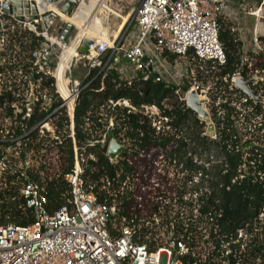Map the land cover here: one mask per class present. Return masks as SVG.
<instances>
[{"label": "built area", "instance_id": "obj_1", "mask_svg": "<svg viewBox=\"0 0 264 264\" xmlns=\"http://www.w3.org/2000/svg\"><path fill=\"white\" fill-rule=\"evenodd\" d=\"M11 1L0 0V47L7 40L4 32L8 30L10 22L43 40L33 54V66L37 74L55 81V93L60 101L55 112L65 110L68 113L69 138L74 144L76 103L82 89L95 78L85 84L84 81L95 70L99 75L110 70L118 72L113 68V61L117 62L118 58L125 61L120 73L128 72L131 68L127 80L119 75L120 80L128 86L139 78L148 82L153 77L154 82L173 88L175 100L188 110V98L192 93L196 94L201 108L208 115L209 123L200 120L206 128L212 126L211 129L216 130L212 118L214 110L217 117H221L224 115V105L237 108L231 97L243 96L240 107L251 100L236 88L237 81L247 82L255 96L264 99V0H88L93 4L92 11L104 3L109 7L108 11L97 12V15L104 14L107 25H110L111 17H116L121 23L113 34H102L99 38L85 37L91 42L86 54L80 52L82 38L76 50L77 56L71 59L64 73L67 95L58 87V68L64 46L70 44L79 30L72 25L74 30L64 41L63 32L71 24L65 22L49 5L41 8L48 0H35L38 3L37 13L30 11L26 14L24 11L21 16L14 14ZM82 1H78L74 12ZM222 23L228 26L241 44L238 66L232 76L219 75L227 64L226 52L219 39ZM5 25L7 29H4ZM189 52L193 53L192 58H189ZM77 66L82 67L83 73L72 75ZM254 80L256 83H253ZM38 88L39 81L29 84L33 104L37 101ZM44 99L47 97L44 96ZM109 105L112 108H126L128 113L144 114L151 120L157 133L160 132L157 123L162 113L160 108L154 105L137 108L125 99L109 100ZM255 105L264 109V100ZM22 109H17L18 114L22 113L28 118L30 105L26 104ZM244 109L252 111L251 108ZM164 120L167 122V119ZM43 127L50 131L47 123ZM113 127L114 121L110 119L107 130ZM213 136L209 137L217 138ZM113 141L116 140L105 134L100 140L87 141L86 147L100 145L108 157V149ZM170 151L149 148L136 157L128 158L133 174L127 177L123 188L127 187L133 192L130 197L132 206L128 218L124 219L125 224L118 228L115 216H118L119 210L106 201L100 203L94 187L86 186L83 180L85 164L95 161L96 156L88 154L84 157L85 148L74 146V168L64 177L71 188L68 205L50 213L41 188L27 181L21 195L26 200V207L33 211L35 221L30 226H0V264H185L183 258L190 255L193 248L183 238L176 236L173 227L167 229L162 226L166 213L162 206L171 205V215L174 216L180 210V202L195 205L197 196L194 195L192 181L179 183L178 180H160L167 169L164 164L160 165V160L166 159V153ZM119 158L109 160L115 163ZM5 160H0V173L6 168ZM189 185H192L191 189ZM180 211L182 214L188 213L187 208ZM196 215L197 211L194 210L192 217L195 219ZM259 220L264 222V214L260 215ZM110 224L119 234H111ZM257 231L254 230V233ZM165 235L168 236L166 242L160 245V237L164 238ZM253 236L247 229H240L230 238H221L222 258H240L249 249ZM204 240L208 241V237ZM154 243L155 247H152ZM206 247L204 256L196 257L193 254L197 261L191 264H206L209 256L213 257L215 243L210 241ZM211 262L216 263L212 258ZM261 263L262 260L257 258L256 264ZM221 264H229V261H222ZM236 264L241 263L238 261Z\"/></svg>", "mask_w": 264, "mask_h": 264}, {"label": "trees", "instance_id": "obj_2", "mask_svg": "<svg viewBox=\"0 0 264 264\" xmlns=\"http://www.w3.org/2000/svg\"><path fill=\"white\" fill-rule=\"evenodd\" d=\"M1 33L0 26V38ZM4 33L7 40L0 47V160L6 159V168L0 173V226H30L34 223L33 211L26 207V200L21 195L27 181L41 188L50 213L68 205L71 188L64 177L73 171L76 146L85 148L84 157L88 154L96 156L95 161L85 164L83 180L86 186L94 187L100 203L106 201L119 210L115 216L119 228L125 224L124 219L128 218L132 206L130 197L133 192L123 188L127 177L133 174L128 158L138 156L145 149L160 148L164 152L171 150L166 157L170 162L178 163L175 161L176 153L190 148L196 155L208 156L205 164L193 163L192 159L187 161V166L207 184L204 187L207 191L196 193L195 205L179 203V209L187 208V214L179 210L172 216L173 207L160 203L166 211L162 226L167 229L173 227L176 236L193 248L192 253L183 258L184 263L197 261L193 254L204 256L206 245L212 241L216 251L206 264H221L226 260L229 264L238 261L256 264L257 258L263 264L264 222L261 223L259 218L264 214V139L261 144L258 138L242 137L236 127L239 121L251 122L260 114L264 119L261 106L247 100L243 107L252 111L240 112L235 107L224 105L221 117H217L214 110L212 118L219 135L211 139L205 135L206 125L197 115L182 108L175 100L173 88L154 82L153 77L148 82L139 78L128 86L115 70L101 75L95 70L84 84L95 79L82 89L76 103L74 144L69 138L68 113L65 110L55 112L60 103L55 93V81L37 74L33 66V54L43 40L13 22ZM219 39L227 56V64L219 75L232 76L238 66L241 44L224 23L220 27ZM192 55L189 52V58ZM37 81V101L27 118L16 113L13 105L22 100L21 95L29 89V84ZM118 99H125L137 108L144 105L160 108L162 113L157 120L160 132L157 133L144 114L128 113L126 108L109 105V100ZM167 100L175 101L164 104ZM110 119H113L114 127L107 130ZM45 123L50 131L43 127ZM105 134L127 148L115 163L110 162L100 145L86 147L87 141L100 140ZM194 210L197 211L195 219L192 217ZM109 228L113 236L119 234L111 224ZM240 229H247L254 235L249 249L240 258H222L221 238H230ZM256 229L258 231L254 233ZM167 237H160V245L165 244ZM206 237L208 241L204 240ZM151 246L155 247V243ZM211 258L216 263L211 262Z\"/></svg>", "mask_w": 264, "mask_h": 264}, {"label": "rangeland", "instance_id": "obj_3", "mask_svg": "<svg viewBox=\"0 0 264 264\" xmlns=\"http://www.w3.org/2000/svg\"><path fill=\"white\" fill-rule=\"evenodd\" d=\"M99 19L101 20L105 30L107 31L106 33L109 34H113L117 29H118V24L120 23V21L116 18V17H111L110 19V25H107L106 19L104 14H100L98 15ZM118 25V26H117ZM76 36H81V33H77ZM111 53V52H110ZM109 53V54H110ZM107 55H105L103 57V59H105ZM118 61H113V68H116L119 72V70L122 69L123 64L125 63L124 59L122 58H118ZM186 62V61H184ZM125 71V70H122ZM131 71V68H129L128 72ZM117 72V73H118ZM127 71L123 72V73H118V75H120L122 77L123 80H127L129 78V73ZM83 73V69L81 66H77L75 71L72 72V75L76 74V75H81ZM210 82V81H209ZM253 83H256V81L254 80ZM24 89V87H23ZM36 94V93H34ZM37 95V94H36ZM22 96V100L18 101L16 104L14 103V107L18 110H21L22 107H26V104L30 105V108L33 105V97L31 96V92L29 91V89H25ZM243 96L241 94L238 95V97H231V99H233V103L235 104L234 106H236V110L240 112L244 111L245 109L243 107H240V104L243 103ZM264 100V99H262ZM175 100H171V101H167L165 104L168 103H173ZM16 109V113H18V110ZM243 116L245 114H242ZM246 117V115H245ZM262 117V115L260 114L259 116H257L256 118L253 119V121H248L247 123H243V120L239 121V123H236V127L238 129V132L240 135H242V137L245 135L247 136V138H254V139H260V143L262 144V140L264 139V122L263 119L259 120ZM211 127H208L205 129V133L208 136H213L216 135L218 136V132L215 129H211ZM249 128V129H246ZM215 137V136H213ZM264 144V143H263ZM189 159H192L193 163H197V164H205L208 160V156L206 155H200L199 153L194 154V152H191L190 148H183L180 150L179 153H176L175 156V161H177L178 163L174 162H170V160L165 159L162 161L160 160V165H165L167 167V169H165L164 174L165 176L162 177L160 176V180L163 181H167V182H171V181H180L179 183H184L185 181H192L193 184V188H194V192H195V196H197V192H201V191H207V187L206 183L203 182V180L200 178L199 175H196L189 166H187V161ZM172 163V164H169ZM178 183V184H179ZM206 184V185H205ZM182 188V184L180 186ZM189 189L192 188V185L188 186Z\"/></svg>", "mask_w": 264, "mask_h": 264}, {"label": "water", "instance_id": "obj_4", "mask_svg": "<svg viewBox=\"0 0 264 264\" xmlns=\"http://www.w3.org/2000/svg\"><path fill=\"white\" fill-rule=\"evenodd\" d=\"M72 2H69L68 0H62L61 3H59L61 7L62 13L70 12L69 15H72V13L75 11L77 7V3H75V6H71ZM10 6L14 12V14L21 16L23 12L25 11L26 14H29L30 11H32L33 14H36L38 11V3H36L35 0H12L10 2ZM73 11V12H72ZM19 19L23 20L22 17H19ZM4 29H7V26H4ZM74 30V26L67 25L66 31L63 32V40L66 41V37L69 36V33ZM90 40L88 38H84L83 44L80 48V52L82 54H86L88 50V45H90ZM236 88L238 90H241L249 99L255 102V104H258L260 102H263L262 99L255 96V94L250 90L249 85L247 82H244L242 80L236 82ZM201 102L198 100L196 94L192 93L188 98V108L194 112L199 120H202L204 122L209 123L208 115L206 112L201 108ZM126 151V148L122 145H120L117 141H113L110 144V147L108 149V157L111 160H116L117 158L121 157L124 152Z\"/></svg>", "mask_w": 264, "mask_h": 264}, {"label": "bare ground", "instance_id": "obj_5", "mask_svg": "<svg viewBox=\"0 0 264 264\" xmlns=\"http://www.w3.org/2000/svg\"><path fill=\"white\" fill-rule=\"evenodd\" d=\"M69 2H72L71 6H75V3H77L79 0H68ZM62 0H48V2L41 5V8H45V6L49 5V7L54 8L53 11L55 13H58L62 19L70 23L71 25H74L79 30L78 33H81L82 38L85 37H98L104 34L106 36V30L102 24L97 23L96 21L94 23L91 22V11L93 9V4L90 3L88 0H83L80 4V7L77 9L76 12H74L73 15H69L70 12L62 13L61 7L59 3H61ZM73 12V11H72ZM81 38V40H82ZM81 40L77 41L73 39L68 46H64V52L66 48H70L72 50L71 55L68 58H61V62L59 64L58 68V84L60 91L67 95V89L66 84L67 81L64 80V73L67 69L68 65L71 62V59L75 56H77V47L79 46V43ZM64 55V53H63Z\"/></svg>", "mask_w": 264, "mask_h": 264}, {"label": "crops", "instance_id": "obj_6", "mask_svg": "<svg viewBox=\"0 0 264 264\" xmlns=\"http://www.w3.org/2000/svg\"><path fill=\"white\" fill-rule=\"evenodd\" d=\"M108 8L106 6V4H102V5H98L93 11H92V14H91V22L94 23L95 21L99 24H102L101 20L99 19L98 15H97V12H102L103 10H107L108 11ZM121 23V22H120ZM103 25V24H102ZM82 38V35L81 36H76L74 39L76 40H81ZM72 53V50L70 48H66L65 52H64V55H63V58H68ZM69 54V56H67Z\"/></svg>", "mask_w": 264, "mask_h": 264}]
</instances>
